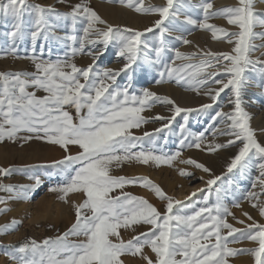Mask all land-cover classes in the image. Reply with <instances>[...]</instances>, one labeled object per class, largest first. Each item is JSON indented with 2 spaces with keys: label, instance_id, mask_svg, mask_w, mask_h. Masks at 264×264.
<instances>
[{
  "label": "snow or ice",
  "instance_id": "obj_1",
  "mask_svg": "<svg viewBox=\"0 0 264 264\" xmlns=\"http://www.w3.org/2000/svg\"><path fill=\"white\" fill-rule=\"evenodd\" d=\"M120 2L126 3L137 12L157 13L159 19L152 27L138 31L108 24L88 5L87 0L73 5L67 13H60L51 5L30 3L29 0H0V18L11 20V31L5 33L11 39L8 51L17 55L19 44L30 40L32 54L29 58L35 68L33 72L0 71V141L6 138L24 142L38 139L64 149L67 154L59 160L50 164L25 165L20 170L44 167L54 169V172L47 175L50 179L59 177V182L50 186L49 191L57 192L58 198L65 203H71L75 210V222L66 232L55 238L47 237L42 242L28 238L16 247L18 255L8 252L5 255L16 260L17 264H123L122 255L129 253L133 256L142 255L146 264H229L226 257L238 252H250L256 258V264H264V224L253 223L247 225L246 229L235 228L227 220L228 216L234 217V214L221 201L219 189H216L217 202L214 205L202 206L191 215H181V207L175 206H183L184 201L167 195L147 176L125 177L109 174L113 162L117 165L132 161L160 165L171 164L176 160L180 156L179 151L169 154L157 145L158 141H162L163 145L168 144L172 125L181 114L183 122L177 130L180 148L200 149L205 132L192 133L187 127L189 117L192 114L197 117L207 114L220 94L228 89L231 93L228 104L232 110H216L211 116L213 123L209 130L214 136L218 134L230 138L224 143L209 142L205 148L208 152H216L240 143L238 151L226 164V172L214 175L205 164L192 158L181 163L193 165L211 175L206 181V188L197 189L200 193H210L218 181H222L226 174L234 173V170L243 177L249 167L256 166L259 175L255 177L252 188L259 187L260 192L264 193V144L257 138V131L250 124L251 116L243 107L245 87L249 83L245 76L247 69L251 68L258 73L257 86L264 88V61L253 60L248 55L256 47L249 41L255 37L264 38V33L253 31L256 24L264 27V18L257 14L254 0H239V6L227 7L219 12L227 18L229 24L239 26L238 32L229 33L224 28L206 22L210 15L216 13L209 12L213 8L212 3H202L199 7L204 11L205 22L200 23L190 16H185V21L212 30L214 38L217 32L223 33L225 37H235V55L203 53L209 59L201 60L198 65L182 64L172 67L163 58L170 47L166 42L170 29L165 21L170 24L172 21H179V11L174 0H166V4L159 6H145L143 0ZM50 15L57 19L70 17L73 31L77 20L82 18L87 24L83 28V36L58 35L55 31L57 25L50 22ZM97 24L106 27L101 29L96 27ZM148 33L153 34L152 40L144 38ZM93 36L95 39L91 38ZM40 40L45 44L50 40L63 41L66 44L70 41L72 45L79 43V47L70 46V53H65L63 58L45 60V44H39L40 54L36 53ZM175 40L190 43L183 34L176 36ZM110 42H115V56L123 60L122 66L97 67V62L107 51ZM97 44L103 45L99 51L94 50ZM86 45L92 46L88 51L92 56V63L87 67H78L69 56L83 53ZM171 50L176 59L196 55L182 53L174 46ZM48 51L50 54L51 48ZM221 61L228 62L223 69L227 80L216 78L221 74L220 71H207L209 66L219 69ZM157 65L162 67L159 71L160 79L156 83H161L166 75L172 78L185 68H195L196 72L192 75L205 74L204 78L190 81L196 85L197 90L200 87L207 88L212 83L220 87L207 88L204 95L211 102L196 108H182L171 98L159 96L148 88L140 89L137 94L133 90L137 72ZM121 75L127 78L123 86L116 83ZM29 88L33 91H28ZM38 91H43L45 95H37ZM156 101L171 105V115L157 114L149 118L141 115L146 107H151ZM133 103L137 106H131ZM66 107L75 110L78 118L76 122L72 114L65 110ZM149 119L161 121L160 126L142 135L132 133L131 129L140 128ZM220 122L225 124L222 129L217 126ZM260 131L264 132V129ZM21 132H27L28 135L19 136ZM70 146H77L79 151L70 154ZM253 157L259 159L258 165H254ZM11 171L10 167H0V191L15 194L8 199L27 198L29 193L44 183L40 175L29 176L32 183L28 184L5 183L2 178L10 175ZM180 172L182 175H193L184 169H180ZM132 184H141L152 189L159 199L166 202L165 211L161 213L144 197L125 192V186ZM117 189L120 190L119 195H110ZM69 193H83L85 198L80 203L69 201ZM196 194L193 192L186 199L190 200ZM208 199V195L203 196L205 205ZM245 199L257 200L258 194L249 191ZM234 206L240 207L239 203ZM253 207L258 208L264 216V202L254 203ZM4 211H8V208L0 209V212ZM244 215L249 220L252 219L247 212ZM202 221H210L211 227ZM18 223L13 218L9 223L0 225V233L14 229ZM141 223L151 227L127 241L120 238L118 229ZM222 229H227V233L222 234ZM234 233L258 241L259 246L252 249L229 247L228 237H232ZM69 236H83L85 239L69 241ZM110 237H116V240ZM211 237H215V243L211 242ZM145 246H149L155 253V260L143 253Z\"/></svg>",
  "mask_w": 264,
  "mask_h": 264
},
{
  "label": "rangeland",
  "instance_id": "obj_2",
  "mask_svg": "<svg viewBox=\"0 0 264 264\" xmlns=\"http://www.w3.org/2000/svg\"><path fill=\"white\" fill-rule=\"evenodd\" d=\"M29 2L45 6L51 5L55 7L58 12L67 13L71 11V7L73 5L80 3L81 0H63V2L59 3L57 0H29ZM204 2L212 3L213 8L210 9L209 12L216 13L209 16L208 20L206 21L208 24L224 28L229 33L239 31L238 25L229 24L227 18L219 14L220 10L224 8L239 6V0H174V3L176 4L179 11V21H172L171 24L168 21H165L166 26H168L170 29V34L166 35V42L170 47L169 50L165 52L163 59L164 62L169 63L170 66L177 67L182 64L198 65L201 60L209 59L208 56L202 55L203 53H231L235 55L233 51L236 41L235 37H225L223 33L217 32L216 38H214L212 35V30L208 28H202L197 25L188 24L185 21V16H190L193 20H197L200 23L205 22L204 11L201 7H199V5ZM87 3L103 20L107 21L108 24L113 26L143 31L146 28L152 27L154 22L159 19V15L157 13L137 12L134 8L128 7L126 3H121L120 0H87ZM143 4L145 6H159L166 4V0H143ZM254 8L257 14L260 15L261 18H264V0H254ZM49 20L51 23L57 25L55 31L60 36H83V28L87 26L86 21H84L82 18L78 19L75 24V30L73 31V25L70 17H61L57 19L54 15H50ZM10 24V19L0 18V71H35L34 65L29 58L32 54V45L30 40H25L23 43L19 44L17 55H13L8 51L11 44V39L9 36L5 35V33L11 31ZM96 27L103 29L106 26L97 24ZM253 31L256 33H264V27L256 24L253 27ZM200 33H205L206 39L205 37L201 36ZM181 34H183L184 38L190 41V43L185 44L182 41L175 40V37L180 36ZM91 38L95 39L94 36ZM144 38L152 40L153 34L148 33ZM249 42L256 45L254 49L249 51V57L253 60L264 61V38L255 37ZM39 44H45V42L43 40L38 42L36 49L37 55L40 54ZM70 46L79 47V43L72 45L70 41L66 44L63 41L50 40L45 44L43 59H51L55 61L57 57L63 58L65 53H70ZM172 46L179 49V51L182 53H195L196 55L188 56L185 59H176L175 53L171 50ZM91 47V45H86L83 53L77 54L75 56H69L70 60L78 67H87L92 63V56L88 54V51ZM102 47V44H97L94 50L99 51ZM49 48H51L50 54L48 51ZM116 50L117 46L115 42H110L107 51L97 62V67H121L123 60L116 58ZM152 56L154 58V53ZM213 64H215V61H213ZM227 64V61H221L219 69L209 66L207 71H220L221 74L216 78L227 80L228 77L223 74V69L227 66ZM161 67V65H157L150 69L146 67L144 71H138L133 81V90H136L137 94H139L140 89L148 88L151 91L157 93L159 96L171 98L175 101L176 105L182 108H196L201 105L197 103L201 100V102H211L209 97L204 95V92L207 90V88L214 89L220 87V85L212 83L207 85V88L200 87L199 90H197L196 85L194 83H190V81L204 78L205 74L199 73L195 76L192 75L196 72L195 68H185L172 78H169L166 75L161 83H156L155 81L160 79L159 71L161 70ZM257 67H259V65ZM67 70L70 71V69ZM245 76L247 77L249 83L245 87L243 107L247 112H249L251 116L250 124L252 123L251 126L257 131V138L262 144H264V132L260 131L261 129H264V94H262L264 93V88L257 86L259 83V76L258 73L254 72L251 68L246 70ZM178 77L183 78L181 79ZM126 79L127 78L125 76L121 75L117 78L116 83L123 86L126 82ZM81 82L83 83V78H81ZM28 91H33V89L29 88ZM183 94H186L187 96H184ZM37 95L42 96L45 95V93L43 91H38ZM230 95V91L225 89L224 92H222L218 97L216 104L213 105V108L208 110L207 114H201L198 117L196 114L190 115L187 124L188 129L194 134H198L201 131L205 132V137L200 149L195 147L180 148L178 144L177 130L179 124L183 122V114H181L180 116L176 117V120L172 125V134L169 137L168 144L163 145L162 141H158L157 145L158 147H163V151L169 154L179 151L180 156L176 160H174L171 164L160 165L153 163L145 165L136 161L123 162L117 165L115 162H113V164L110 166L109 174L125 177L147 176L155 184L159 185L169 196H171V193H169L171 192L170 190L181 189L184 185L186 189H191V192L188 193L183 199H176L184 201L183 206H175L181 207V212L179 213L181 215H191L193 211L198 210L202 206L211 207L214 205L217 202L216 189H219L221 201L234 214L235 218L233 216H228L227 220L235 228L246 229L247 225L253 223L264 224V216L260 214L258 208L253 207L254 203L264 202V193L260 192V188H252V183L255 180V177L259 175L258 167H249L243 177L240 176L239 172L234 170V173H228L224 176L222 181H218L217 184L213 186V190L210 193L207 191L200 193L197 192V189L206 188V181L211 178V175L209 173H205L203 170L198 169L193 165L181 163L183 160L192 158L200 163L205 164V166L211 169V172L214 175H221L222 173L226 172V164L229 162L230 157H228L229 159H225L221 152L222 150L227 149L229 150V154L232 153L229 156H233L238 151L239 146H241L240 143L237 142L235 145L219 149L216 152H208L205 150V148L209 142L224 143L230 138L228 136L218 134L214 136L213 132L209 130L213 123L211 121V116L214 115L216 110H219L220 108H223V110L226 112L232 110L231 106L228 104ZM203 98L205 100H203ZM182 99L184 100L181 101ZM191 99L196 101L197 104H191ZM131 106L137 105L133 103ZM170 107L171 105L156 101L152 103L151 107H146L141 115H143L145 118L154 117L157 114L161 116H170ZM65 110L72 114L74 122H76L78 118L76 117L75 110L71 107H66ZM259 122L262 126L258 124ZM160 123L161 121L159 120L149 119L148 122L142 124L140 128H133L131 131L134 135H142L144 132H151L153 129L158 128ZM217 126L222 129L225 127V124L220 122ZM18 135L26 136L28 133L21 132ZM32 144L34 146H31ZM147 146L148 145L146 141L145 147ZM3 148H5V150ZM21 150L25 151L22 152ZM77 151H79L77 146L69 147L70 154H75ZM12 153L15 156L20 154V158L18 155L15 157ZM66 154L67 153H65L64 149H62L60 146L53 145L38 139L24 142L21 140L13 141L6 138L3 141H0V167H10L12 169L10 175L3 177L5 178L4 180L7 179V183L27 184L24 181H26L28 177L32 175H40L44 181V183L39 188H37L34 192L29 193L27 198L8 199L9 196H14L15 194L8 193L6 191H0V200L3 201L0 202V209L5 207L8 208V211L0 212V225L9 223L13 218L19 221L14 229H11L6 233H0V264H17V261L10 258L8 255H5V252L18 255L16 253V247L20 243L28 240V238L34 239L37 242H42L47 237L55 238L58 235L66 232L75 222V210L72 204L65 203L63 200L58 198L59 194L57 192L52 191L49 192L52 195L48 196V201L46 203L50 209L49 212L44 214L42 211H40V219L38 218L37 220H34L33 216L30 214L31 209L33 208L31 205L37 202V200L42 198L44 195H47V190L49 189L48 185L50 184V186H52L58 183L59 177H52L51 179L48 177L47 173L54 172V169L50 167L31 168L23 171L20 170L25 165L50 164L52 161L63 158V156ZM16 158L18 159V162ZM253 161L254 165H258L260 163L259 159L256 157H253ZM2 162H4V164H2ZM5 162H7L8 165ZM180 169H184L186 172L193 173V175H182ZM14 178L17 179L14 180ZM124 191L146 198L161 213L165 211L166 202L159 199L155 192L150 188L144 187L141 184H132L126 185ZM249 191H255L258 194V199L253 201L245 199V196ZM193 192H196L197 194L192 196L190 200L186 199ZM119 193L120 190L117 189L115 192L110 193V195H119ZM69 195L68 199L71 197V199L76 203L82 202V200L85 198L83 193H69ZM204 195H208L209 197L207 205H205L203 200ZM71 199H69V201ZM28 203L29 205L31 204L30 206L32 207L29 209V212L27 211L25 213L23 210H21L23 208L22 206L19 208L16 207L17 205H28ZM236 203H239L240 207H235L234 205ZM41 208L45 209L43 206ZM245 212H247L252 217L251 220H249L248 217L244 215ZM204 215H207V213ZM213 215H215V213H213ZM239 221H244V223H240ZM202 222L207 223L209 228L211 227L210 221ZM150 227V225L141 223L139 225H133L127 228L121 227L118 229V232L120 238L127 241L139 233L147 231ZM227 231V229H222V234H226ZM83 239H85L83 236L68 237L69 241H78ZM110 239L115 241L116 237H110ZM210 240L212 243H215V237H211ZM201 243H203V240ZM9 245L13 247H7ZM228 246L235 249H252L258 247L259 243L258 241L248 239L246 236L242 237L239 235V233H234L232 237H228ZM143 253L147 254L153 260L156 259L155 253L152 252L149 246H145ZM262 258H264V254H262ZM121 259L123 260V264H146V261L140 254L135 256L131 255L130 253L124 254L122 255ZM226 259L228 260L229 264H256V258L250 252H238L235 255L226 257Z\"/></svg>",
  "mask_w": 264,
  "mask_h": 264
},
{
  "label": "bare ground",
  "instance_id": "obj_3",
  "mask_svg": "<svg viewBox=\"0 0 264 264\" xmlns=\"http://www.w3.org/2000/svg\"><path fill=\"white\" fill-rule=\"evenodd\" d=\"M230 1H231V0H230ZM261 6H262V5H261ZM200 35L203 36V37H205V39H206L205 33H200ZM206 35H207V34H206ZM175 91H176V90H175ZM173 92H174V91H173ZM173 92H172V93H173ZM175 93H176V92H175ZM183 95H184V94H183ZM183 95H182V96H183ZM185 95H186V94H185ZM185 95H184V96H185ZM173 96H174V95H173ZM186 96H187V95H186ZM178 97H179V95H178ZM189 97H190V96H189ZM197 97H198V96H197ZM200 97H202V96H200ZM190 98H191V97H190ZM184 99H186V98H184ZM184 99H182L181 101H183ZM188 99H189V98H188ZM191 100H192V99H191ZM203 100H205V99L203 98ZM185 101H187V100H185ZM185 101H184V102H185ZM198 101H199V100H198ZM201 101H202V100H201ZM201 101H200V102H197V103H198V104H203V103H206V102H207V101H206V102H204V101L201 102ZM192 102H193V103H192ZM185 103H186V102H185ZM197 103H196V101H194V100L191 101V104H193V105H195V104H197ZM191 104H189V105H191ZM183 105H184V104H183ZM187 106H188V105H187ZM193 107H194V106H193ZM254 112H255V111H254ZM251 115H252V114H251ZM263 122H264V121H263ZM251 124H252V123H251ZM258 124L261 125L260 122H259ZM262 124H263V123H262ZM260 125H259V126H260ZM263 125H264V124H263ZM261 126H262V125H261ZM261 126H260V127H261ZM260 127H259V128H260ZM263 127H264V126H263ZM263 127H262V128H263ZM31 143H32V142H31ZM27 145H28V144H27ZM31 146H34V145L32 144ZM22 147H23V146H22ZM3 149L5 150V148H3ZM3 149H1V150H3ZM22 150H23V148H22ZM22 150H21V151H22ZM24 151H25V150H24ZM24 151H22V152H24ZM228 151H229V150L224 149V150H222V152H221L222 156H223L225 159H229L228 157H231V156H229V155L232 154V153L229 154ZM33 152H34V151H33ZM26 153H27V152H26ZM30 153H31V152H30ZM34 153H35V152H34ZM44 153H45V151H44ZM224 153H225V154H224ZM12 154H13V153H12ZM32 154H33V153H32ZM52 154H53V153H52ZM13 155H14V154H13ZM17 155L19 156L20 154H17ZM17 155H16V156H17ZM24 155H25V154H24ZM24 155H23V156H24ZM35 155H36V154H35ZM39 155H40V154H39ZM48 155H49V154H48ZM53 155H54V154H53ZM14 156H15V155H14ZM16 156H15V157H16ZM30 156H31V155H30ZM37 156H38V155H37ZM11 157H12V156H11ZM11 157H10V158H11ZM21 157H22V156H21ZM31 157H32V156H31ZM47 157H48V156H47ZM19 158H20V156H19ZM16 159H17V158H16ZM1 161H2V160H1ZM9 161H10V160H9ZM17 162H18V159H17ZM0 163H1V162H0ZM5 163L7 164V162H5ZM2 164H4V162H2ZM7 165H8V164H7ZM126 168H127V167H126ZM11 177H13V176H11ZM2 179L4 180L5 178H2ZM10 179H11V178H10ZM15 179H17V178H14V180H15ZM23 180H24V179H23ZM4 182L7 183V179L4 180ZM24 182L27 183V184H28V183H31V181L28 180V179H27L26 181H24ZM49 187H50V184L48 185V188H49ZM168 187H169V186H168ZM184 188H185V186L183 185V187H182L181 189H178V190H170L171 192H169V193H171V196L174 197L175 199H183V198H185V197L187 196L188 193L191 192V189H188V188H187V189H186V188L184 189ZM171 189H172V188H171ZM49 192H51V191H49V189H48V190H47V193H48L47 195H44L42 198L38 199L37 202H35L33 205L30 204L33 208L29 205V203H28V205H27V204H26V205H17L16 207L19 208V207L22 206L23 208H22L21 210H23L25 213H26L27 211L29 212V211H30L29 209L32 208L31 211H30V214L33 216V219H34V220H37V219L39 218V216L41 217V214H40L41 212H40V211H42L44 214H47V213L49 212V210H50V209L48 208V206L46 205V203H47V201H48V199H47L48 196H51V195H52V194L49 193ZM72 195H73V194H72ZM74 195H75V194H74ZM69 196H70V195H69ZM76 196H77V194H76ZM50 198H51V197H50ZM73 198H74V197H73ZM69 199H71V197H69ZM77 199H78V197H77ZM80 199H81V198H80ZM71 200H72V199H71ZM71 200H70V201H71ZM78 200H79V199H78ZM78 200H77V201H78ZM72 201H73V200H72ZM247 204H248V203H247ZM40 206H41V207H42V206L45 207V209H42ZM63 206H64V205H63ZM17 208H16V209H17ZM70 208H71V207H70ZM63 209H64V208H63ZM17 210H19V209H17ZM67 210H68V209H67ZM67 210H66V211H67ZM63 212H64V211H63ZM73 212H74V211H73ZM51 215H52V214H51ZM67 216H68V215H67ZM71 217H72V216H71ZM74 217H75V216H74ZM31 218H32V217H31ZM39 219H40V218H39ZM137 233H138V232H137Z\"/></svg>",
  "mask_w": 264,
  "mask_h": 264
}]
</instances>
